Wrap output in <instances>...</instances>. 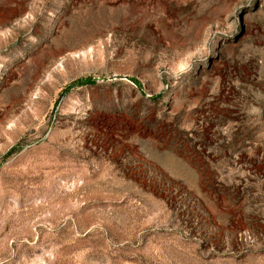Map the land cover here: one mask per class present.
Wrapping results in <instances>:
<instances>
[{
    "label": "rangeland",
    "instance_id": "obj_1",
    "mask_svg": "<svg viewBox=\"0 0 264 264\" xmlns=\"http://www.w3.org/2000/svg\"><path fill=\"white\" fill-rule=\"evenodd\" d=\"M0 264H264V0H0Z\"/></svg>",
    "mask_w": 264,
    "mask_h": 264
},
{
    "label": "trees",
    "instance_id": "obj_2",
    "mask_svg": "<svg viewBox=\"0 0 264 264\" xmlns=\"http://www.w3.org/2000/svg\"><path fill=\"white\" fill-rule=\"evenodd\" d=\"M94 82L91 79H85L77 82L75 85L77 86H84V85H90L93 84Z\"/></svg>",
    "mask_w": 264,
    "mask_h": 264
}]
</instances>
